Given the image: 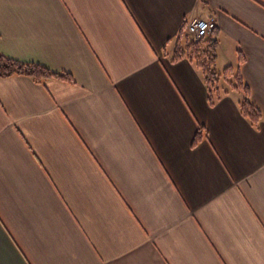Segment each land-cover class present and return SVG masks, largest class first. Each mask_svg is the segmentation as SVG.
Masks as SVG:
<instances>
[{"label":"crops","instance_id":"1","mask_svg":"<svg viewBox=\"0 0 264 264\" xmlns=\"http://www.w3.org/2000/svg\"><path fill=\"white\" fill-rule=\"evenodd\" d=\"M193 18L258 127L172 61ZM0 51L75 79L0 76V264H264V0H0Z\"/></svg>","mask_w":264,"mask_h":264},{"label":"trees","instance_id":"2","mask_svg":"<svg viewBox=\"0 0 264 264\" xmlns=\"http://www.w3.org/2000/svg\"><path fill=\"white\" fill-rule=\"evenodd\" d=\"M219 56V41L216 35L191 38L182 27L172 53V61L177 62L188 59L201 72L207 87V100L214 106L223 96L231 91H241L244 97L239 102L242 115L247 118L253 126L258 127L262 121L261 109L250 99L249 86L244 81L239 69L229 65L223 71L217 70ZM244 55L239 56V64L244 62ZM24 75L32 78L35 82L44 83L49 79H60L73 83V75L69 72L54 71L46 65L22 61L10 57L0 51V76L9 77ZM203 128H200L194 138L193 144L197 145L203 137Z\"/></svg>","mask_w":264,"mask_h":264},{"label":"built area","instance_id":"3","mask_svg":"<svg viewBox=\"0 0 264 264\" xmlns=\"http://www.w3.org/2000/svg\"><path fill=\"white\" fill-rule=\"evenodd\" d=\"M216 29L214 20L193 18L185 23V31L195 39L209 37Z\"/></svg>","mask_w":264,"mask_h":264},{"label":"rangeland","instance_id":"4","mask_svg":"<svg viewBox=\"0 0 264 264\" xmlns=\"http://www.w3.org/2000/svg\"><path fill=\"white\" fill-rule=\"evenodd\" d=\"M191 38H193L192 36H190ZM220 66V67H219ZM219 66H217L218 67V69L217 70H219V71H222V65L221 64H219Z\"/></svg>","mask_w":264,"mask_h":264}]
</instances>
